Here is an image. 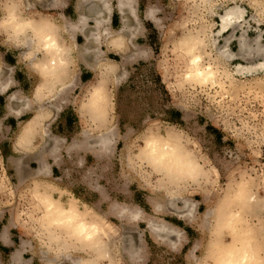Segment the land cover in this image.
I'll return each instance as SVG.
<instances>
[{
	"label": "rangeland",
	"instance_id": "374dc122",
	"mask_svg": "<svg viewBox=\"0 0 264 264\" xmlns=\"http://www.w3.org/2000/svg\"><path fill=\"white\" fill-rule=\"evenodd\" d=\"M88 1L0 0V231L8 228L11 238L9 246L0 243V264H13L21 250L23 264H71L94 256L76 240L63 242L65 235L57 230L67 247L52 242L39 198L48 191L63 206L73 201L80 210L90 208L105 228L116 264H214L216 229L224 215L239 209L233 194L243 184L262 207L259 213L239 212L238 230L256 227L264 257V70H236L238 64L263 61V55L248 60L238 54L242 41L264 49V0H244L251 10L237 29L222 35L220 16L235 0H122L123 11L120 0ZM10 9L21 21L54 25L70 62L53 91L40 88L42 50L30 55L24 44L32 33L16 36L3 24ZM82 15L88 20L81 30L76 25ZM192 36L203 44L188 52ZM219 48L235 56L222 58ZM196 53L205 67L217 70L213 81L190 80V57ZM108 69L107 119L99 125L82 111V103ZM38 111L44 116L22 145L20 128ZM168 131L181 135L199 156L205 175L197 182L161 187L164 175L141 159L145 139ZM106 133L111 142L101 148L96 139ZM185 200L193 205L184 207ZM155 203L163 205L161 212L154 211ZM122 208L139 209L140 218L131 225L119 219ZM214 208L216 214L205 221L206 211ZM189 210L187 218L177 214ZM150 218L164 221L179 236L161 241L148 227ZM231 240L226 229L221 242ZM124 246L139 250L137 262L128 259Z\"/></svg>",
	"mask_w": 264,
	"mask_h": 264
},
{
	"label": "bare ground",
	"instance_id": "6f19581e",
	"mask_svg": "<svg viewBox=\"0 0 264 264\" xmlns=\"http://www.w3.org/2000/svg\"><path fill=\"white\" fill-rule=\"evenodd\" d=\"M88 2H91V1H88ZM104 3H105L107 11L109 12V15L111 16L112 7L110 3L107 1ZM88 4L86 6H88ZM124 6H125V2L120 0L118 4V8L121 11H123ZM10 11L11 12L9 13L7 19H5L4 21L5 26L10 27L13 31L21 34V36H25L26 35L25 32L29 30L30 32L34 34L35 37L38 38V45L32 42L31 39L25 40L24 44L28 47V50L30 52L28 54L30 55L34 54L39 48L44 50L46 53H50L53 50H57L60 52L57 42L51 36H49V32L54 31L53 30L54 25L52 27L51 26L52 24L49 25L47 23L35 24V23L28 22V21L26 22V20L21 21L20 19H18V17L16 16L13 10L10 9ZM131 12L135 18L138 17L136 10L134 8H132ZM244 12L245 10L240 15H236L233 9L230 7L225 11L224 15L222 13V15L220 16L221 27L219 29L218 34L222 35V33L228 32L230 29L235 28L236 25L240 24V22H242V20L244 19ZM88 13H91V12H88ZM149 16H151V14H149ZM80 17L81 18L78 22V26L84 29L86 26L88 17L83 16V15ZM205 30L207 29L205 28ZM42 34L43 35L45 34V36L42 37ZM242 34L244 33L242 32ZM227 42H229L228 39L226 40V43ZM202 44H203V41L200 39V37L192 36L187 42L186 44L187 47L185 48H187L186 50L188 52H193V50L196 47L201 46ZM225 46L223 48H225ZM219 53H220L219 55L225 59L233 58L235 56L234 54H232L233 52L231 53L228 50H222V48H219ZM256 54L264 56V49L262 47H257V48L252 49L251 47L247 46V49L244 51L242 48V43H241V49L238 55L242 56V58L243 57L247 58V57H250ZM190 58H191V67H190V72L188 71L190 78L192 77L190 80L195 79L196 81L205 82V83L207 81L214 80L215 71H217L216 69L213 70V68L208 65H207L208 67H205L201 61L200 55L198 54L197 55L193 54V56ZM52 64H56L55 59L53 60L51 59L49 61L48 66L47 64H43V68H45L44 75L50 74L51 72L50 70H52V66H51ZM58 64H65V61L60 60ZM258 68L264 70V58L262 62L256 63V64L254 63V65L244 66L242 64H238V67L236 70L239 73H245V72H252L253 70L258 69ZM110 70L111 69H108L107 71H105V73H103L100 80L93 86L90 93H88L89 94L88 98L82 103V111H84V113L90 119H92L94 122H96L99 125L106 124L105 121L107 119V107H108V102H109L108 96H107V78L110 73ZM35 122H36V119L34 118L33 120H29L28 122H26L23 125V127L20 128V134H19L20 142H23L25 140L26 132L35 125L34 124ZM85 134H86L85 142L89 146L90 145L89 140L91 137L87 134V132H85ZM110 142H111V138L106 133V134L98 136L95 144L100 145V147L103 148V147H106ZM139 153H140V157L142 160H145L158 173H161L162 175H164V180L160 184L161 187L163 186L164 188H166L165 187L166 185L167 187H169L170 184L178 185L179 183H183V182H197L199 178H201L202 176L204 177L205 175V171L203 167L201 166L200 160L198 158L199 156H197L193 152V150H191L185 145L181 135H179L175 131H168L167 134L164 136L155 134V133L149 135L145 139V143L142 146ZM16 166H19V165H16ZM48 192L41 194L42 196L41 197L39 196V198L41 199L40 200L41 204H43L44 206V218H45L44 220L46 223L45 226L47 227L49 231L52 232L51 233L52 242L59 244V246L63 248H66L67 245L65 243H67V240L73 239L81 244H84L85 246L92 248L94 252L93 257H78L77 259H72L70 263L71 264H100V261L102 260L104 261L103 264H116L112 255L110 254L108 242L104 239L105 228L98 221V218L90 210V208L86 210H80L81 208L79 209L77 205L75 204V202L73 201L69 203L68 206H63L61 203L57 202L53 197H51ZM171 197H173V195ZM233 198H234V201L236 200V204L239 206V209L233 213L224 215L223 219L220 221L219 228L216 229L215 234H216L217 240L215 243H216L217 249H216V254H214L215 256L214 264H264V257L260 256L259 254V244L257 241L258 239H257L256 227H252L251 225L250 226L248 225V226H243L241 231L238 230V224L239 223L241 224V222L243 221V216H241L239 212L241 211L250 212L251 211V212L256 213L262 207L261 206L262 204L258 199L254 198L253 195L251 196L247 195V185H244V184L240 185L237 188V190L233 194ZM169 205L172 208L175 207L172 200L169 201ZM192 205L193 203L190 204L188 200L184 201V207L189 208ZM162 208H164L162 204L160 203L154 204V211L156 213L161 212ZM216 210H217L216 208L207 210L205 213V217H204L205 221L208 222L216 214ZM192 211L189 210L187 214L183 213V211H178L177 214H179L180 217L187 218V216L190 215ZM116 216L119 217V219L126 220L131 225L140 218V211L139 209H137L136 211H130L126 208H122L121 210L117 212ZM148 220H149L148 227L150 228V231L161 241L163 242L170 241L169 236L171 234L179 236V232L175 228L167 225L164 221L158 222L151 218ZM226 229L232 235V240L229 243L227 242L222 243L221 237H222L223 232L226 231ZM55 230L60 232V234L65 235L64 237H62L65 240L63 241L65 243L59 242L60 234L56 233ZM3 239L4 240L6 239V235H3ZM131 241H132V238H131ZM171 246L175 247L176 242L171 243ZM22 251L23 250L14 253L13 264H23L21 261V259H23ZM123 252L131 262L138 261V258H139L138 249L134 247H130V246H124Z\"/></svg>",
	"mask_w": 264,
	"mask_h": 264
},
{
	"label": "crops",
	"instance_id": "0c3cea01",
	"mask_svg": "<svg viewBox=\"0 0 264 264\" xmlns=\"http://www.w3.org/2000/svg\"><path fill=\"white\" fill-rule=\"evenodd\" d=\"M112 15V13H111ZM17 16V15H16ZM111 18V16H110ZM5 21V20H4ZM4 24V23H3ZM79 27V26H76ZM82 30V28H80ZM13 31V30H12ZM13 33H15L16 36H21V34L13 31ZM32 33V32H31ZM45 36V34H42V37ZM49 36H51L56 42L57 45L59 47V51L57 50H53L50 53H46L44 50H42L41 48H39L37 51L42 50L43 54H44V58L40 61H38L37 66L38 69L40 70L41 75L43 76V81H42V85H41V89H46L49 92L53 91L54 86L56 85V83H59V81H61V78L63 77L66 68L70 62L69 56H68V52L66 50V48H64L58 41L55 31L49 32ZM32 42L36 43L38 45V38L34 36V34L32 33V38H30ZM98 40V39H96ZM36 51V52H37ZM34 55V54H32ZM55 59L56 64H52V70H50V74L49 75H44L45 72V68H43V64H49L50 60ZM60 60H64L65 64H58L60 62ZM110 73H112V69L110 70ZM109 73V74H110ZM8 85L4 86V90H6ZM38 114V115H37ZM43 113H41L40 111L36 112L32 117H30L26 122H28L29 120H33L34 118L36 119V122L34 123L35 125L33 127H31L27 132H26V136H25V140L23 142H20L22 145H25L34 135L35 132V127L37 126V124L40 122V120L43 118ZM96 123V122H95ZM20 134V133H19ZM8 228H3L0 231V243L3 246H9L11 243V238H9V233H8ZM3 235H6V241L3 239Z\"/></svg>",
	"mask_w": 264,
	"mask_h": 264
},
{
	"label": "snow or ice",
	"instance_id": "6c2138e0",
	"mask_svg": "<svg viewBox=\"0 0 264 264\" xmlns=\"http://www.w3.org/2000/svg\"><path fill=\"white\" fill-rule=\"evenodd\" d=\"M225 7V6H220ZM230 7L233 9L236 15H240L244 10H251L250 5L245 3L244 0H235V3H232ZM247 45L244 41H242V48L246 49ZM0 51H4V49H0Z\"/></svg>",
	"mask_w": 264,
	"mask_h": 264
}]
</instances>
